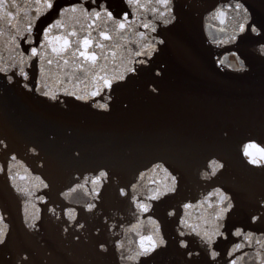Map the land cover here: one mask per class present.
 Segmentation results:
<instances>
[{"label":"water","instance_id":"obj_1","mask_svg":"<svg viewBox=\"0 0 264 264\" xmlns=\"http://www.w3.org/2000/svg\"><path fill=\"white\" fill-rule=\"evenodd\" d=\"M77 2L56 0L33 19L42 0H16L15 22L25 28L32 20L38 44L59 18L57 9ZM103 2L114 17L129 12V21L136 19L126 0ZM238 2L248 9L249 23L264 31V0H173L176 21L168 27L142 12L143 20L158 24L156 33L113 29L112 38L101 41L108 59L98 64H107L105 74L139 50L140 31L165 44L148 66L137 65L135 76L96 98L84 73L78 75L88 79L86 86L40 81L37 87L35 60L24 79L9 57V36L16 33L0 21V67L8 65L0 72V264H210L200 237L179 232L191 233L188 224L209 228L229 204L226 218L217 221L227 239L216 240L220 256L212 264H227L225 253L245 243L231 234L237 228L264 240V36L245 32L228 42L242 22ZM65 20L66 28L80 30ZM19 43L30 54L34 45ZM233 51L246 71L237 70ZM46 68L53 77L64 74L56 65ZM254 215L261 217L256 223ZM148 237L166 243L137 256L150 246ZM190 251L201 254L189 259ZM257 251L264 254L260 245H246L240 264H259Z\"/></svg>","mask_w":264,"mask_h":264},{"label":"snow or ice","instance_id":"obj_2","mask_svg":"<svg viewBox=\"0 0 264 264\" xmlns=\"http://www.w3.org/2000/svg\"><path fill=\"white\" fill-rule=\"evenodd\" d=\"M40 0H38V3ZM56 0H42V7L36 8V16L33 19H38L42 9L45 11H51L55 7ZM96 5L97 0H78L72 6L64 7L62 10L57 9L58 19L55 20L50 26L44 29L41 33L42 39L36 44L33 39V26L32 20H29L25 28H21L18 23L16 15L13 13V9L19 10V6L16 0H0V21H3L9 25L14 31L15 35H10L9 40L11 42V47L9 49V57L13 61L11 68L15 69L19 65V74L23 76L24 79L29 78V72L26 71L27 68L31 67V62L36 61L38 78L37 87L40 86V81L55 82V83H72L79 81L78 84H88V79L82 78L78 73H84L86 77L90 78L92 85L91 96L93 98L105 95L106 92H110L113 88L114 83L125 82L130 75L135 76L139 66H148L153 56L160 50L158 46L164 45L165 40L163 38H157L155 36H149L147 33H156L158 31V24L156 22L143 20L142 12L148 11L154 17L155 21L159 22V25L168 27L175 23L176 15L174 9L173 0H148V4H141V0H126V4L129 9H132L131 15L136 19L134 21H129V12H124L121 17H114L112 11L108 9L106 3L102 2L99 7H87L86 5ZM149 5H151L149 7ZM235 10L242 14V22L238 24V31L234 30L231 34H228V42H235L238 35L244 34L245 32L255 35L257 37L264 36V31L260 27H257L254 23H249L250 14L248 9L243 3H236L234 5ZM218 15L223 16L224 12H219ZM65 17H70L73 24H80V30H77L73 26H68L66 28ZM87 21L86 25L81 24V21ZM99 21V25L95 22ZM224 21L221 20V23ZM111 25V27L109 26ZM143 28L145 31H140L137 35L142 41L139 44V50L131 54L130 58L123 63L118 71L112 74H105L107 72V64L103 66L98 64L101 59L107 61L108 56L104 55L106 45L101 41H108L112 37L110 32L113 29H119L121 31L125 30L127 27ZM97 32L98 37L93 33ZM220 31H224L221 29ZM27 33L25 37L24 33ZM83 32V35H81ZM3 31H0V36H3ZM20 40H24L28 45H34L30 47V54H26L21 50ZM220 43H224L221 41ZM99 50V51H98ZM260 54L264 55V44L261 45ZM115 56L116 53L110 54ZM239 63L238 71H246L244 61L240 58L238 53L235 51L231 52ZM142 57V58H141ZM140 58V59H136ZM56 65L64 70V74H58L53 77L46 66ZM8 69V65L0 67V72H5ZM159 75V73H157ZM156 92L157 89L153 86L150 89ZM79 99L80 97H76ZM101 110H108L107 104L100 105ZM175 189L172 188L171 191ZM121 194L124 195L123 190ZM158 197H153L157 199ZM142 211L147 212L150 210V206L144 207L140 206ZM188 207V206H186ZM233 207L229 204L227 208H221L214 216L213 219L209 220L206 224L210 225L209 228L200 229L198 226L188 224L191 229V233H185L184 231L179 232V236L184 237L186 234H195L200 237L202 242L207 245V258L210 264L214 261H218L220 253L218 250L213 248L218 238L227 239V233L223 231L225 225L223 223H217V221H223L227 213ZM264 207V205H262ZM169 215H174V211L170 212ZM261 217L259 215H254L251 218L252 223L259 221ZM182 224L185 221H181ZM156 234L159 235V227L157 226ZM234 237H243L245 243H236L225 256L228 258L227 264H240L244 259V254L242 250L245 246L260 245L264 249V240L256 239L255 234L251 231L244 232L242 229H235L231 233ZM150 246L143 247L141 252L137 253V256H147L152 252H155L157 248L165 245V241L161 238L157 243L152 237L147 238ZM179 246L182 248L188 247V241L181 239L179 241ZM103 247V246H102ZM236 253H241V255H236ZM199 251H190L187 253L189 259L193 255L200 256ZM255 256L259 259V264H264V254L261 251H257Z\"/></svg>","mask_w":264,"mask_h":264}]
</instances>
